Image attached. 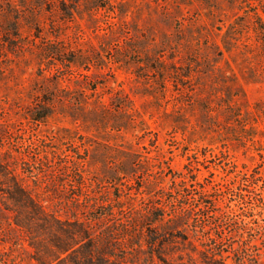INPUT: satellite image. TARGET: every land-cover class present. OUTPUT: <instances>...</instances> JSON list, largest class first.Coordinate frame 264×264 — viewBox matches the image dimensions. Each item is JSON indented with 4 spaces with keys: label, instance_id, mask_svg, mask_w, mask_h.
<instances>
[{
    "label": "rangeland",
    "instance_id": "1",
    "mask_svg": "<svg viewBox=\"0 0 264 264\" xmlns=\"http://www.w3.org/2000/svg\"><path fill=\"white\" fill-rule=\"evenodd\" d=\"M0 264H264V0H0Z\"/></svg>",
    "mask_w": 264,
    "mask_h": 264
},
{
    "label": "trees",
    "instance_id": "2",
    "mask_svg": "<svg viewBox=\"0 0 264 264\" xmlns=\"http://www.w3.org/2000/svg\"><path fill=\"white\" fill-rule=\"evenodd\" d=\"M37 118H42V117H36V119H37ZM37 120H39V119H37ZM246 226H247V223L244 222V223H243V227H244V229L246 228ZM242 230H243V228H242ZM244 241L246 242V240H244ZM244 241H243V242H244Z\"/></svg>",
    "mask_w": 264,
    "mask_h": 264
}]
</instances>
